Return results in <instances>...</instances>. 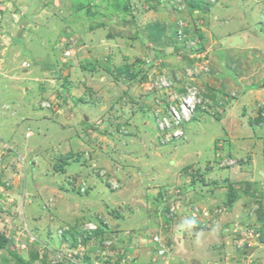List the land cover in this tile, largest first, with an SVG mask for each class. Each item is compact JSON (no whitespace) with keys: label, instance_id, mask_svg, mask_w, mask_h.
Instances as JSON below:
<instances>
[{"label":"rangeland","instance_id":"1","mask_svg":"<svg viewBox=\"0 0 264 264\" xmlns=\"http://www.w3.org/2000/svg\"><path fill=\"white\" fill-rule=\"evenodd\" d=\"M253 1L51 0L54 19L44 30L51 43L41 44L32 5L5 0L12 15L2 19L0 11V35L11 29L15 38L14 51L0 45V264H264V165H220L227 155L207 151L217 129L189 140L196 121L217 114L215 104L186 124L184 139L165 144L151 115V75L183 63L168 61L176 35L166 31L184 23L204 42L209 7L233 14L227 31L240 14L264 30V0ZM255 31L245 33L247 46L257 42ZM203 47L209 52L210 42ZM207 77L198 84L215 103ZM198 149L203 157L188 154ZM178 150L183 158L173 156ZM147 165L159 173L148 174ZM133 175L143 178L138 188L125 184ZM176 191L188 200L178 206L187 214L168 216L163 193ZM244 227L259 237L239 248Z\"/></svg>","mask_w":264,"mask_h":264},{"label":"crops","instance_id":"2","mask_svg":"<svg viewBox=\"0 0 264 264\" xmlns=\"http://www.w3.org/2000/svg\"><path fill=\"white\" fill-rule=\"evenodd\" d=\"M25 1L28 3V6L32 5V10L34 8V11L30 12L32 15L29 14L31 15V20L37 18V29L39 31L42 30L40 32L41 34L39 33L38 41H40L41 44H43L44 41L45 44H50V38L45 36L44 30H49L48 26H50L51 20L54 19L51 17L52 14H54L52 12V10L55 9L54 3L49 5L51 0H44L47 2L45 5L43 3L40 4V0H33V2L31 0H29V2L27 0ZM19 2L20 1H18V3ZM258 2L259 0H256V2L253 1L255 5ZM242 4V2L238 4V9L239 11L245 12V8L241 7ZM244 6H248V2H246ZM35 7H39V9ZM7 9L9 8L6 7V10ZM217 9H215V7L210 8L211 14L208 16L209 23H207L205 29L206 34H204V40L205 42L208 40L211 46L209 50L211 72L205 79V89L207 88L211 91L212 95L210 92L208 94H210V99L215 102L213 104H215L218 112L217 114H213L214 116H209L208 114L205 115L207 119L205 118L206 120L203 122L200 120L196 121L192 125L194 131L190 133L189 140L196 142L199 138L205 137L209 128L217 129L210 139V146H208L209 150H207L209 153L221 151V154L223 155L226 154L227 156L234 157V159L236 158V165L238 164L240 167L253 165L260 167L264 165V30L259 27L256 28L253 22L256 21L254 16L249 14L246 17V15L242 16L240 14L239 17H236V22L239 24H236L233 31H227L230 21L235 17L230 13L227 16H224V14L220 15L221 12H218ZM6 10H4L3 15H1L2 19L12 15L11 13L6 12ZM34 12L35 15H33ZM248 16L251 17L250 20H248ZM34 22L37 21L34 19ZM40 22L41 24H39ZM57 24H59V26L56 25V32L61 29V23L57 22ZM31 25L32 23L28 22L25 26L29 33H31L32 30ZM172 25L174 26V24ZM254 30L257 32L255 31L253 37L258 43L256 42L255 45H253L252 41V44L247 46V44L244 43L245 33L249 34ZM7 31L8 34L0 35V45L3 43L9 44L8 49L14 51V46L12 45V39L15 38V35L13 36L14 31L11 29ZM170 31H166V35H169ZM211 32H214L212 36ZM25 34L27 33H22L24 38ZM238 36H240V39ZM44 37L45 39H43ZM167 48L172 50V55L168 57L171 58L168 59V61L173 64L178 63L180 58L177 56L176 52L180 47L167 46ZM167 48L163 49L167 50ZM160 53L164 54L163 52ZM167 53H169V51H167ZM24 60L27 63L29 62L26 59ZM24 60L22 59L21 61ZM18 63L17 60V64ZM36 69L38 70L37 67H34L33 70H29V74ZM146 131L150 134L149 130ZM220 134L225 136L222 140L215 138ZM196 153L200 154L201 157L204 156V153H202L200 149L188 152V154H194V156ZM173 154H171V156L173 155L177 158H183L186 152L178 150L173 151ZM130 156L131 154H128L127 158ZM146 167L148 168V174L150 172L151 174H154L155 170H157L154 168L152 169L149 165ZM164 169L169 170L171 168ZM116 171L120 172L122 170L116 168ZM156 173H159V171L157 170ZM155 176L157 177L158 175L155 174ZM132 178L136 179V176L133 175L125 184H128L129 187L132 188H138L142 177L137 178L139 179V183H137V181H132ZM259 179V175H256L254 178H245V186L250 187V181H259ZM174 193H163L164 196L162 199L164 205H166L165 196H172ZM179 213L181 214L180 211ZM182 214L186 213L183 212ZM184 226H186L185 222L177 229V233H180V231L182 233L186 228Z\"/></svg>","mask_w":264,"mask_h":264},{"label":"built area","instance_id":"3","mask_svg":"<svg viewBox=\"0 0 264 264\" xmlns=\"http://www.w3.org/2000/svg\"><path fill=\"white\" fill-rule=\"evenodd\" d=\"M5 0H0V10L5 7ZM182 37V31H178ZM193 56V55H192ZM204 54L197 53L196 57ZM25 64V62H24ZM160 70L161 68L157 66ZM209 71L208 60L205 58L194 61L191 64H184L179 70L166 73L164 70L157 72L151 78V88L155 94L151 115L154 116L156 132L160 143L165 144L173 140L184 139V128L186 124L197 118L198 114L207 107H212V102L205 96V91L198 84V77ZM44 104V103H43ZM47 105V104H45ZM220 165H230L233 159H224ZM169 211L174 213L182 204L180 199H173ZM221 209L214 212L218 213ZM235 239L236 247L242 248L246 239L259 237L255 228L244 227L238 232Z\"/></svg>","mask_w":264,"mask_h":264},{"label":"clouds","instance_id":"4","mask_svg":"<svg viewBox=\"0 0 264 264\" xmlns=\"http://www.w3.org/2000/svg\"><path fill=\"white\" fill-rule=\"evenodd\" d=\"M167 1V4H172L173 3V1L174 0H166ZM217 0H210V7L213 5V4H215V2H216ZM6 4H11L10 2L9 3H6ZM188 4V3H187ZM173 6V5H172ZM210 7H209V9H210ZM4 9H6V7H4ZM3 9V10H4ZM208 9V10H209ZM3 10H0L1 12H2V14H3ZM206 23V22H205ZM263 25H264V20H263ZM182 25H184V23H181L180 25H176L175 26V28L173 29L172 28V30L170 31V33L171 32H174L175 33V35H176V37H178L177 39H178V41H181V44L179 45V44H177L176 43V46H179L180 48L177 50V52H176V54H177V56L180 58V59H183V63H181V65H180V68L184 65V64H191V63H193L194 61H200V60H203V59H207L208 60V66H209V71L208 72H206V73H204V74H202V75H200L199 77H198V81H200V79L203 77V76H205L206 74H208L209 75V73L211 72V67H210V55H209V52H208V50H205L204 49V47H203V45L205 44V40H204V42H203V39H202V36H199V35H196L195 37H193V35L192 36H190V35H187L186 33H185V31H184V28H183V26ZM179 30H181L182 31V37L181 36H179L178 35V31ZM169 33V34H170ZM193 37V38H192ZM181 51V55L180 54H178L179 52ZM197 53H200V54H204V56H203V58L202 57H196V54ZM193 55V56H192ZM146 60H148V58H146ZM24 62H25V64H24ZM159 64H161V63H159ZM30 65H29V63H27L25 60L24 61H22L21 62V67H22V69L23 70H25L26 68H28ZM165 68V67H164ZM174 69H176L175 67H173ZM179 68V69H180ZM179 69H177V70H179ZM204 81V79L203 80H201L200 81V83L202 84V82ZM208 98V97H207ZM44 103V104H43ZM45 104H47V105H45ZM50 104V102L49 101H41V106L43 107V108H45L46 106H48ZM212 107H213V103H212ZM196 119V118H195ZM31 133H33L32 131L30 132V131H26L25 132V135L26 136H29ZM224 157V156H223ZM226 158H230L229 156H226ZM230 159H233V160H235L234 158H230ZM235 162H236V160H235ZM231 165V164H230ZM227 167L229 166V165H226ZM112 185H113V183H112ZM177 192H175L174 193V195H170V196H165V200H166V204H168L169 203V207H170V204H171V200H173V199H175V198H177V199H180L181 201H182V204H187V202H188V200H186V198H183V197H178V194H176ZM182 195V194H181ZM166 208H165V210H164V212H166V214L168 215V216H170V215H173V213H171L170 211H169V208L167 207V206H165ZM178 212L180 211L181 213H183V211H181L180 209H178L177 210ZM209 212V211H208ZM221 212V210L218 212V213H220ZM214 214H218V213H215V212H213ZM187 214V213H186ZM186 223V222H185ZM92 227V228H91ZM85 229L87 230V231H97V226H87V227H85ZM197 264H201V263H197Z\"/></svg>","mask_w":264,"mask_h":264},{"label":"trees","instance_id":"5","mask_svg":"<svg viewBox=\"0 0 264 264\" xmlns=\"http://www.w3.org/2000/svg\"><path fill=\"white\" fill-rule=\"evenodd\" d=\"M174 36H175V35H174ZM177 38H178V37H175V41H174V43H177V44L180 45V44H181V41H178L179 38H178V39H177ZM228 198H229L230 201H232V199H233L232 197H228ZM92 233H97V231H92ZM4 242H5V240L3 239V240L1 241V244H3Z\"/></svg>","mask_w":264,"mask_h":264},{"label":"bare ground","instance_id":"6","mask_svg":"<svg viewBox=\"0 0 264 264\" xmlns=\"http://www.w3.org/2000/svg\"><path fill=\"white\" fill-rule=\"evenodd\" d=\"M225 166V165H224Z\"/></svg>","mask_w":264,"mask_h":264}]
</instances>
